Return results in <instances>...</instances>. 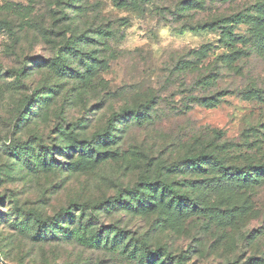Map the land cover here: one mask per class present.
I'll use <instances>...</instances> for the list:
<instances>
[{"label": "rangeland", "instance_id": "obj_1", "mask_svg": "<svg viewBox=\"0 0 264 264\" xmlns=\"http://www.w3.org/2000/svg\"><path fill=\"white\" fill-rule=\"evenodd\" d=\"M0 23L4 260L264 264V174L220 169L264 164V0H0Z\"/></svg>", "mask_w": 264, "mask_h": 264}, {"label": "trees", "instance_id": "obj_2", "mask_svg": "<svg viewBox=\"0 0 264 264\" xmlns=\"http://www.w3.org/2000/svg\"><path fill=\"white\" fill-rule=\"evenodd\" d=\"M6 28H8L7 23H5V24L0 23V31L4 30ZM223 29H224L223 32L226 36V39H225L226 43H227V45H231L229 41L237 40V38H234L232 36L233 32L229 26H224ZM228 37H230V38H228ZM229 39H231V40H229ZM136 117H139V115L137 114ZM213 158H214L213 154L201 153V154L197 155V157H195L193 160L196 162V161H201V160H205V159L208 160V159H213ZM232 168L233 167H229V166H226V165L220 163V169L223 172H225L229 178L234 179V180L238 179V178H243L245 181H247L250 176H253V174H257V173L264 174V164L251 166V170L247 169L246 167L235 166V170L231 171ZM255 171H256V173H254ZM209 185L213 189L225 188L226 182L218 179L216 182H212ZM187 199H188L187 196H182V195H178V197H174V201L178 204L184 203L185 200H187ZM62 212L69 214L70 209L69 208H63ZM33 214H34L35 223H37V225L39 226L38 230L45 233L46 235H48L49 234V228H50L49 222L44 221L38 213H33Z\"/></svg>", "mask_w": 264, "mask_h": 264}, {"label": "water", "instance_id": "obj_3", "mask_svg": "<svg viewBox=\"0 0 264 264\" xmlns=\"http://www.w3.org/2000/svg\"><path fill=\"white\" fill-rule=\"evenodd\" d=\"M0 261H1L3 264H12V263L7 262L6 260H4V258L2 257L1 254H0Z\"/></svg>", "mask_w": 264, "mask_h": 264}]
</instances>
